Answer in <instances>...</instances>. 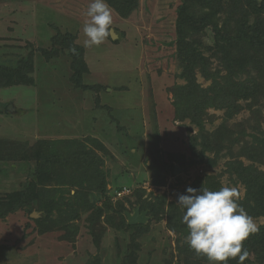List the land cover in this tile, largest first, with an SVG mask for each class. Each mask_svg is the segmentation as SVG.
<instances>
[{
    "label": "rangeland",
    "instance_id": "obj_1",
    "mask_svg": "<svg viewBox=\"0 0 264 264\" xmlns=\"http://www.w3.org/2000/svg\"><path fill=\"white\" fill-rule=\"evenodd\" d=\"M210 1L138 0L123 15L107 0L115 37L88 47L90 0H0V65L6 76L22 79L0 85V203L35 179L34 160L11 159L9 152L42 141L59 144L64 178L74 181L59 186L64 204L51 218L31 212L47 220L44 228L53 224L44 231L26 224L23 210L0 217V264H205L182 252L188 232L168 225L169 214L183 210L179 195L211 178L215 191L236 186L243 208L247 172L264 176V46L237 35L246 31L247 15V25L264 29V0L258 14L245 0ZM183 4L195 16L188 40L200 42L206 58L191 72L177 43ZM202 13L208 15L201 23ZM240 83L248 84L244 94L230 89ZM57 186L52 180L42 187L46 194ZM122 187L128 192L118 197ZM77 192L87 209L66 203ZM105 201L111 207L97 217ZM136 206L150 219L127 228L123 211ZM62 210L72 216H58ZM252 217L264 224V216ZM248 258L264 264V253Z\"/></svg>",
    "mask_w": 264,
    "mask_h": 264
},
{
    "label": "trees",
    "instance_id": "obj_2",
    "mask_svg": "<svg viewBox=\"0 0 264 264\" xmlns=\"http://www.w3.org/2000/svg\"><path fill=\"white\" fill-rule=\"evenodd\" d=\"M213 1L211 0L208 5H210ZM110 5L115 8V10L125 15L127 12H131L133 9H135L138 0H108ZM245 4L250 7V10L252 13H260V9L262 8L259 0H245ZM184 5V4H183ZM211 7V6H210ZM208 15V13H202L199 17V22L202 23L204 21L205 17ZM193 12L188 10V6L180 5L177 11V43L179 50L181 51V54L185 55V61L187 62L186 68L191 72L193 68L196 66V63L198 60H203L202 51L200 50L201 43L195 42L194 40H188V37L192 35L193 33V26H194V20ZM249 15L243 17L242 19V25L246 26V31L242 30L240 32H237V35L240 36L239 42H249L253 45L259 47L264 46V29H261L260 24H255L254 26L247 25V18ZM195 17V16H194ZM198 30V29H197ZM263 35V36H262ZM226 39V38H225ZM223 39V41L225 40ZM65 40V39H63ZM227 43L228 40H225ZM219 48L221 49V52L225 54V57L230 54L228 51V47H225L223 44L217 43ZM77 47V45H76ZM77 49H80L77 47ZM72 57H77L78 64L81 63L82 54L79 52H72ZM206 58L204 59L205 62ZM22 60L18 61V65L16 67L17 70L21 71L24 70V67L22 68ZM202 63V62H201ZM71 66L74 67L72 64ZM30 68V67H29ZM4 69H8L4 66L0 65V85H10L11 79L17 77L13 76L14 73L3 74ZM76 74L78 76H76ZM74 79H79V72L75 68L74 73ZM24 82H27L29 79H26L24 76L22 77ZM8 79V80H7ZM17 82H21L20 78H15ZM233 89L238 90L241 94H244L242 90L246 91L248 88L246 83H240L236 86L231 84ZM230 85V86H231ZM250 85V84H249ZM221 87H224L223 85ZM225 88H228V84L225 86ZM252 91V89H251ZM188 114H191L192 111L188 110L186 107ZM185 109V110H186ZM193 114V113H192ZM194 118V116H192ZM196 119H200L199 115L195 116ZM199 127L201 128V124L198 121ZM210 141L207 139H203L204 149H208ZM57 142H48V141H42L39 142L31 148H20V150L16 153L9 152V156L11 159L16 160H23V161H31V159L35 162L34 171L32 172V175L35 176V179L33 181H30L25 186H23V189L19 192L13 193L12 195L7 198L6 202L0 203V217H3L7 213L15 212L17 210H23L26 217V224L29 223L31 225H35L34 227L38 230H46L47 228L53 226L52 223L47 224L45 226V222L47 221L45 218H33L29 216V214L35 209L42 211V217H49L51 218V214L53 210H60L61 206L64 204L63 198L57 197V191L60 193L63 191V189H60L62 186L65 185H73L74 181L72 178L70 180L64 178L66 174H64L65 169L68 167L67 163H65L62 160L60 147L58 148ZM171 169H173V166H170ZM244 168H242L244 172ZM248 174L245 176V180L242 182H245L247 184V190L246 194L243 200V209L247 212L250 216H264V176L263 174H255L254 172H247ZM70 177V175H69ZM211 178H207L204 181L201 179H197L194 183H197L198 186H192V188H195L197 190H200L203 188H207L209 190L215 191L216 187L219 188V184L212 183L210 180ZM55 182L59 187L57 190H52L50 193L45 194V190L42 186H44L45 181H52ZM203 181V183H201ZM211 181V182H210ZM63 188V187H62ZM121 189V188H118ZM49 190V191H51ZM102 191V192H101ZM105 194V189L102 188L99 189V194ZM187 194V193H186ZM82 198V195H80V192H77L74 196H72V199H68L66 201L67 204L72 203H79L83 207V209H87L86 204L83 203L80 199ZM46 199V200H45ZM45 200V201H44ZM107 201L103 202L101 206L96 207V215L97 217L101 216L106 210L110 209L111 204L106 203ZM67 210L60 211L59 215L61 217L62 212H65L64 218L70 217L69 213L66 212ZM126 211V210H125ZM184 214V209H174V212L172 214H169V221L168 225L172 230L175 232H178L180 230H183L184 232L187 231V226L182 222V217ZM123 215L124 211H123ZM63 216V215H62ZM126 217V216H125ZM124 220L125 227L127 228H142L144 226L143 224H136V225H128ZM44 228V229H43ZM258 231L254 234H250V236L243 242L244 248H246L249 253L254 252L255 255H260L264 253V224L258 227ZM184 248L182 250L183 253L187 255L188 251H192L194 254H196L187 243H185ZM197 258L200 261H203L205 264H209V261L205 256H198ZM250 262L249 258H247L243 264H248ZM227 264H238V257L236 259H229Z\"/></svg>",
    "mask_w": 264,
    "mask_h": 264
},
{
    "label": "clouds",
    "instance_id": "obj_3",
    "mask_svg": "<svg viewBox=\"0 0 264 264\" xmlns=\"http://www.w3.org/2000/svg\"><path fill=\"white\" fill-rule=\"evenodd\" d=\"M83 25L86 46H99L112 34V9L107 0H90ZM75 52V49H69ZM177 204L184 209L182 222L187 226L185 240L209 264H227L238 257V264L249 257L243 242L259 229L254 218L239 205L236 186H222L218 191L207 188L186 189Z\"/></svg>",
    "mask_w": 264,
    "mask_h": 264
},
{
    "label": "water",
    "instance_id": "obj_4",
    "mask_svg": "<svg viewBox=\"0 0 264 264\" xmlns=\"http://www.w3.org/2000/svg\"><path fill=\"white\" fill-rule=\"evenodd\" d=\"M111 37L112 39H114L115 37V33L113 31H112ZM12 107H13L12 104L9 105V107L7 108V111L12 110ZM178 171H179L178 167L174 166V173L177 174ZM124 214L126 216L128 225H136V224L144 225L150 219V217L148 216V210H141L139 206L134 207L131 212L125 211ZM37 216H38L37 212L31 213V217H37Z\"/></svg>",
    "mask_w": 264,
    "mask_h": 264
},
{
    "label": "built area",
    "instance_id": "obj_5",
    "mask_svg": "<svg viewBox=\"0 0 264 264\" xmlns=\"http://www.w3.org/2000/svg\"><path fill=\"white\" fill-rule=\"evenodd\" d=\"M127 192H128L127 188L122 187L121 189H119V190L117 191V195H118V197H120V196L124 195V194L127 193Z\"/></svg>",
    "mask_w": 264,
    "mask_h": 264
}]
</instances>
